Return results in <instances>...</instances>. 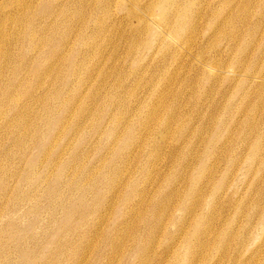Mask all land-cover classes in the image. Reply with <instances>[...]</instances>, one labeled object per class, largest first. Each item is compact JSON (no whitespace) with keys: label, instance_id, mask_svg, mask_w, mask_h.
Segmentation results:
<instances>
[{"label":"rangeland","instance_id":"rangeland-1","mask_svg":"<svg viewBox=\"0 0 264 264\" xmlns=\"http://www.w3.org/2000/svg\"><path fill=\"white\" fill-rule=\"evenodd\" d=\"M226 1L195 5L191 30L162 0H0V84L38 102L28 138L0 119V264H264V0ZM61 2L71 18L46 15ZM32 32L42 63L61 46L55 72ZM68 199L90 211L59 239Z\"/></svg>","mask_w":264,"mask_h":264},{"label":"bare ground","instance_id":"bare-ground-1","mask_svg":"<svg viewBox=\"0 0 264 264\" xmlns=\"http://www.w3.org/2000/svg\"><path fill=\"white\" fill-rule=\"evenodd\" d=\"M202 1L204 2L205 0H162V2L167 3V5H170L171 7L174 3L175 4L179 3V4H176L179 8H178V11H175V13L178 15L181 14L183 19L188 20L187 22L191 23L190 24L191 30H196V28L198 27L200 12L198 11V9L195 8V5H199ZM226 2L227 1L224 0V3H226ZM71 5H73V4H71ZM151 5H148L146 7V9H150ZM68 8H70L69 4L67 5L66 2H61V3L57 4L56 6H54L53 8L48 9L46 11V15L48 13V15H50L51 17H54V18H58L59 16L63 17L65 15V17L67 19H69V18H71V15L69 13H67L69 11ZM194 8H195V11L193 12ZM26 9H27L26 6L23 7L22 9H20V8L16 9L15 8V10H16L15 14L12 15V13H11L12 16H10V17H9V15H4L5 20H6V21L5 20L4 21L8 22V24L12 26L11 28L16 30V26H18L19 21L23 17ZM102 9L104 12H108L107 4L102 5ZM192 12H193V14H191ZM189 15H190V17H189ZM168 17H169V15L166 16V15L162 14L159 21L161 23H163V22L165 23L166 20H169ZM262 22L263 21L260 19L257 20L258 25H262ZM105 23L106 22H104V20H101V19L98 20V22H97L98 25L95 22V25L97 26V28H99L98 31L103 32L101 39H99V41H98V46H100V45L106 46L108 44V38H109V35L107 34L108 30H114L115 29L114 28V25H115L114 22H112V23L108 22L111 24V26H109V27L108 26L105 27ZM175 26H176V30H177L178 29L177 26H179L177 24V22L173 27H175ZM11 32L17 33V31H14V30ZM14 34L15 33H11L7 36L5 28H4V24L3 25L1 24L0 25V47L4 44H8L10 46L15 44L16 40H14L15 39ZM225 35L227 36V33H225ZM6 36H7V39H5ZM39 36L40 35L37 34L36 32H32L30 35V38H29V44L33 47L32 50L38 53L37 55L33 56V57H36V58H34V60L36 59L37 62L41 61L40 66L42 65L44 67H49L50 72L53 73L57 70V68L54 67V62H56L58 59L61 60V57H62V53H61L62 49L60 48L61 46L60 47L58 46V48L55 46L53 48V50L51 51V53L48 54L44 58V60H43L44 63H42V58L39 56V54H41V52H42V48H43L42 45L44 44V42L41 39H39ZM55 37H56V34L51 36L48 39V42H53ZM61 44H63V46H65V45L67 46L69 44V39L67 37H63ZM90 44L91 43H89L88 45H90ZM66 46L64 47V49L66 48ZM6 48L7 47H5L3 49L4 51H2L0 48V50L2 51V52H0V59H2V61L0 63V80H1V75L4 72V68H6V66H5L6 61L13 57V53L10 51V49L7 50ZM92 48L93 47H91L90 49H92ZM55 57H56V60H54ZM28 60H29V62L31 61L30 59H28ZM19 61H20V63H23L24 58H22V60L19 59ZM17 69L18 68L16 67L15 70H17ZM73 69H74V72H77L78 68H77L76 64L73 66ZM58 71H60V68L58 69ZM15 79L17 81L20 80L19 75L16 76ZM12 81L13 80H10L5 85L0 84V119L7 117V115H9L11 112L13 115V118H11L9 121H7L5 123V129L9 128L8 131H11L13 127H18L20 129V135L19 136L21 138L25 139V138L29 137L30 133L31 134L33 133V130H35L34 126H36V124H33V122L30 120L32 118H31L29 112H32V114L35 113V115H36V109L37 108H35L33 105L38 104V102L26 101L23 104H19V103L15 104L16 102H13V101H15V99H13V98L15 97L18 100V98H20V96L23 94V92H22V89H20L21 91L18 90L17 92H15V90H17L16 86L19 85L20 82L18 84H16L14 82L15 80L13 82ZM44 85H46V84H44ZM19 88H21V84L19 85ZM14 93L16 94L15 96H13ZM63 97L64 96L60 93H54L53 95H51L50 99L54 103H57L58 101H62L61 108H69V103L67 102V100L63 99ZM61 124H62V121H57L56 126H60ZM0 131H1V129H0ZM6 134H8V133H6ZM49 136H51L50 132L48 134H46L45 136H38V137H36V139H37V141H43L45 138H48ZM75 156H77V154H75ZM57 192H53V193L57 194ZM99 195L101 197L103 196L102 193H100ZM103 198H104V196H103ZM103 200L105 201V198ZM97 201H98V199H97ZM105 202H108V199H106ZM68 204H69V207L66 210H63L64 220L62 218L59 222L60 232L57 235L59 239L64 238V237H70L69 233L74 228H76L78 226L79 227L84 226V224L87 222V219H88V214H89L90 208L87 205H85L83 202H79V203L74 202V203L70 204L69 199H68V203H65L64 205H62L61 208H64ZM101 204H102V202H101V200H99L98 202H96L95 207H98ZM78 211L80 213L83 211V214L81 215V218L79 219V221H77L74 225L73 224V217H75V214L79 213ZM78 216H77V218H78ZM183 227H184V224H182L181 228H183ZM204 233H205V229L202 228V226L200 225L198 227L197 236L200 237V239H201V236ZM70 238H72V237H70ZM231 239H233V234H232V232H229L227 238L224 240L225 241V243L223 244L224 248L228 247V242ZM115 241H116V239H114V242ZM117 244L119 245V242ZM120 249H121V245L118 246L117 250H120ZM190 264H193L192 260H190Z\"/></svg>","mask_w":264,"mask_h":264}]
</instances>
